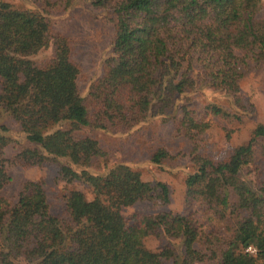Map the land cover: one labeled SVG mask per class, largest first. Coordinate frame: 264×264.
I'll return each instance as SVG.
<instances>
[{
    "label": "trees",
    "instance_id": "16d2710c",
    "mask_svg": "<svg viewBox=\"0 0 264 264\" xmlns=\"http://www.w3.org/2000/svg\"><path fill=\"white\" fill-rule=\"evenodd\" d=\"M91 2L113 6L117 23L112 55L83 97L77 86L81 70L70 59L68 39L41 13L0 1V106L37 145L22 149L14 160L28 167L48 158H66L59 177L82 180L92 193L88 199L82 191L70 190L64 220L50 213L40 180H26L11 207L0 196V264H19V259L26 264H161L169 259L173 264H264V181L254 184L244 177L264 125L259 124L247 143L236 146L224 161L194 156L197 168L185 178L188 207L199 203L221 220L227 213L238 216L216 263L205 262L195 247L201 232L191 213L124 216L123 209L139 201L157 198L167 204L169 189L164 182L145 181L125 164L105 176L77 172L72 165L99 155L97 140L54 129L68 123L74 128L126 132L149 114L171 110L180 95L195 87L196 80L183 66L186 56L194 54L212 87L237 94L247 60L264 64V24L254 20L260 0ZM51 45L50 61L35 64L31 57ZM209 111L230 115L216 105ZM182 113L181 124L197 130L208 126L185 108ZM7 142L0 133V189L11 179L4 155ZM164 155L158 151L152 161L158 163ZM161 234L179 239L180 252L174 247L160 251L146 247L147 236ZM250 245L255 254L246 251Z\"/></svg>",
    "mask_w": 264,
    "mask_h": 264
},
{
    "label": "rangeland",
    "instance_id": "374dc122",
    "mask_svg": "<svg viewBox=\"0 0 264 264\" xmlns=\"http://www.w3.org/2000/svg\"><path fill=\"white\" fill-rule=\"evenodd\" d=\"M17 8L41 13L49 19L55 30L63 34L70 45V59L80 67L77 86L81 96L88 93L91 82L102 73V65L112 55L116 34L117 17L113 6L99 7L91 0H0ZM254 20L264 24V0H260ZM263 26V25H262ZM241 53L238 52V55ZM52 45L33 55L37 65L50 61ZM192 55V54H190ZM196 54L186 56L183 62L196 80L195 87L179 96L171 110L163 114H149L142 123L126 132H110L93 127L74 128L68 123L56 125L54 129H70L76 138L91 137L97 140L100 153L90 157L84 164L72 165V169L85 170L93 175L105 176L118 164H125L138 171L145 181L164 182L169 189V202L162 203L157 198L152 201H139L125 207L123 214L129 218L133 213L156 215L165 211L191 213L195 218L200 237L195 243L197 250L207 263H216L226 242L231 238L234 224L238 219L235 213H227L221 220L199 203L188 207L185 203V178L194 172L197 165L194 156L208 158L215 163L226 160L233 149L247 143L254 129L264 125V64L247 60L241 68L237 94L214 88L203 76L202 64L195 59ZM243 58V57H242ZM219 106L228 111V117L210 113L209 107ZM182 108L190 112L195 120L208 123L203 128H189L181 124ZM7 139L4 155L8 159L7 169L10 181L0 189V196L13 206L26 180L41 181V187L50 206V213L64 220L66 217L65 196L72 189L82 191L88 199L92 198L89 186L82 180L66 181L59 177L66 158L50 160L39 165L24 167L15 162L16 155L24 148H36L30 143L20 124L0 106V127ZM73 128V129H72ZM158 151L165 155L154 163L152 156ZM253 160L245 167L244 177L254 184L264 181V136L253 143ZM230 199L235 195L231 192ZM146 247L160 251L174 247L180 252V240L161 234L149 235L144 239ZM19 264H26L19 259ZM161 264H173L172 260H162ZM196 264V263H194Z\"/></svg>",
    "mask_w": 264,
    "mask_h": 264
},
{
    "label": "built area",
    "instance_id": "2783aa9c",
    "mask_svg": "<svg viewBox=\"0 0 264 264\" xmlns=\"http://www.w3.org/2000/svg\"><path fill=\"white\" fill-rule=\"evenodd\" d=\"M246 251L249 252V253L255 254L256 249H255V247H253V246L250 245V246H248L246 248Z\"/></svg>",
    "mask_w": 264,
    "mask_h": 264
}]
</instances>
